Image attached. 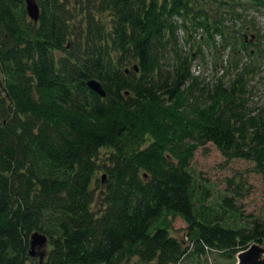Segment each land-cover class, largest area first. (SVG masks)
Listing matches in <instances>:
<instances>
[{
    "label": "trees",
    "instance_id": "1",
    "mask_svg": "<svg viewBox=\"0 0 264 264\" xmlns=\"http://www.w3.org/2000/svg\"><path fill=\"white\" fill-rule=\"evenodd\" d=\"M37 3L34 21L25 0H0V264H235L264 243V214L241 216L232 196L213 203L191 168L212 142L264 176V105L247 101L246 67L210 84L191 71L201 42L245 49L243 10L264 0ZM180 30L201 32L197 49ZM36 230L41 263L28 251Z\"/></svg>",
    "mask_w": 264,
    "mask_h": 264
},
{
    "label": "rangeland",
    "instance_id": "2",
    "mask_svg": "<svg viewBox=\"0 0 264 264\" xmlns=\"http://www.w3.org/2000/svg\"><path fill=\"white\" fill-rule=\"evenodd\" d=\"M243 16L250 25L245 35L247 40L251 39V42H246V48H235L233 47L236 45L235 42H230L228 45L226 41L222 40L218 41L215 47L201 42L202 50L194 59L192 58L191 71L195 75L201 76L204 79H201L202 81L210 84L221 76L225 81H228L237 74V71L246 67L247 101L254 106L264 105V10L248 6L243 10ZM228 21L236 27L241 24V19ZM178 32L180 44L185 51H189L190 47L197 49L196 40L200 39L201 32H192L191 35H187L183 30ZM216 36L215 38H220L218 35ZM0 94H3L1 89ZM107 151V148L100 149V160L105 157ZM252 165V162L242 158L226 159L212 142L197 146L191 159L192 171L203 184L211 189L212 197L209 200L217 203L222 200L224 195L232 196L237 212H240L241 216L249 218L264 214V176L256 173ZM103 174V169H98L97 177H95L98 179L99 185L97 191L105 181H102ZM97 199L96 197L95 202ZM184 228L185 222L177 217L173 221L170 233L182 240L184 239ZM259 244L264 248V243L259 242ZM220 261L218 262L220 263ZM211 262L215 264L214 260ZM122 264L156 263L140 261L138 257L134 256L129 260L122 261Z\"/></svg>",
    "mask_w": 264,
    "mask_h": 264
},
{
    "label": "water",
    "instance_id": "3",
    "mask_svg": "<svg viewBox=\"0 0 264 264\" xmlns=\"http://www.w3.org/2000/svg\"><path fill=\"white\" fill-rule=\"evenodd\" d=\"M25 7L28 16L37 21L39 17V5L37 0H25ZM87 85L100 95H105V89L102 83L95 79H89ZM105 174L102 175V181ZM48 237L46 234L36 230L32 232L29 240V255L37 257L41 263L46 254ZM236 264H264V248L258 242L251 243L247 248L236 253Z\"/></svg>",
    "mask_w": 264,
    "mask_h": 264
}]
</instances>
